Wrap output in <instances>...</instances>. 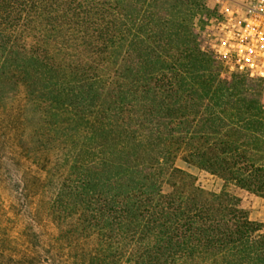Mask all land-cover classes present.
Here are the masks:
<instances>
[{
    "label": "trees",
    "instance_id": "trees-1",
    "mask_svg": "<svg viewBox=\"0 0 264 264\" xmlns=\"http://www.w3.org/2000/svg\"><path fill=\"white\" fill-rule=\"evenodd\" d=\"M119 2L0 0V264H264L240 199L175 165L264 195V87L184 18L82 27Z\"/></svg>",
    "mask_w": 264,
    "mask_h": 264
},
{
    "label": "rangeland",
    "instance_id": "rangeland-1",
    "mask_svg": "<svg viewBox=\"0 0 264 264\" xmlns=\"http://www.w3.org/2000/svg\"><path fill=\"white\" fill-rule=\"evenodd\" d=\"M119 8L117 10H109L105 14L106 20H111V23H87L82 27L90 28H108L120 30H140L149 31L157 27L154 19H175L184 18L186 20V28L190 39L194 41L191 47L198 46L202 51L211 54L213 53L220 62V74L222 78H231L234 70L230 69L231 62L221 58L216 52L214 45L217 43L219 36L223 33V24L228 23V18H234L235 23L242 21L245 7L253 0H119ZM75 14L80 18L94 16L88 9L80 6L75 9ZM109 13V14H108ZM107 15V16H106ZM108 17V19H107ZM142 18V21H130L133 18ZM152 19L153 21H149ZM115 26V28H114ZM78 27V26H77ZM80 27V26H79ZM113 27V28H112ZM223 28V29H222ZM236 76L248 78L247 85L254 86L255 90H260L264 87V80L252 78L243 73L234 72ZM246 86H239L240 91ZM247 89V88H246ZM251 90L243 94L242 97H251ZM244 93V92H243ZM250 93V94H249ZM252 97L257 95L252 94ZM241 97V98H242ZM262 100V97H260ZM259 101V100H258ZM245 103L240 102L238 107L245 109ZM254 127L256 123H253ZM264 133V126L262 127ZM251 135L257 136L256 133L250 132ZM264 139V138H263ZM175 165L188 173L195 179V184L204 190L220 193L224 190L237 196L240 199V205L245 209L249 218L260 224L264 228V195L243 188L234 183L226 184L219 176L214 175L206 170L200 169L197 166L189 165L180 158L176 159Z\"/></svg>",
    "mask_w": 264,
    "mask_h": 264
},
{
    "label": "built area",
    "instance_id": "built-area-1",
    "mask_svg": "<svg viewBox=\"0 0 264 264\" xmlns=\"http://www.w3.org/2000/svg\"><path fill=\"white\" fill-rule=\"evenodd\" d=\"M227 20L215 52L231 62L234 72L264 80V0L247 5L239 23L232 17Z\"/></svg>",
    "mask_w": 264,
    "mask_h": 264
}]
</instances>
